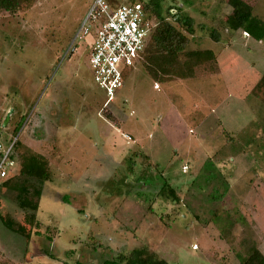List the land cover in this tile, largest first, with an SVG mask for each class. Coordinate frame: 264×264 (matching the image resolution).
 <instances>
[{"label":"rangeland","instance_id":"1","mask_svg":"<svg viewBox=\"0 0 264 264\" xmlns=\"http://www.w3.org/2000/svg\"><path fill=\"white\" fill-rule=\"evenodd\" d=\"M158 1L167 19L193 18L188 48L213 50L218 69L155 81L135 63L111 102L92 37H76L93 0L0 12V141L18 136L53 171L28 242L0 217V264H101L140 246L171 264H241L245 240L264 253V103L252 93L264 37L228 28L226 0ZM247 1L264 22V0ZM0 212L25 224L6 187Z\"/></svg>","mask_w":264,"mask_h":264},{"label":"trees","instance_id":"2","mask_svg":"<svg viewBox=\"0 0 264 264\" xmlns=\"http://www.w3.org/2000/svg\"><path fill=\"white\" fill-rule=\"evenodd\" d=\"M34 1L0 0V12L15 13L30 6ZM132 2L141 3L145 11L157 21V25L152 28L146 48L137 61L144 65L155 81L195 78L199 74L217 71L218 61L213 50L188 48L190 43L188 33H194V21L191 16L182 14L178 17L177 15V20L174 22L163 17L157 11L158 0H132ZM226 3L231 7V12L225 20V25L228 28H241L258 39L264 37V22L252 12L253 8L247 0H226ZM173 9L170 7L169 12H172ZM200 27L202 26L200 25ZM208 33L216 41L221 39L219 31L216 29H211ZM133 67L124 73V81ZM252 93L264 103V75L255 84ZM12 159L18 164V170L12 171L6 178L0 179V187H6L15 193L17 206L25 213V224L7 215L8 213L3 215L0 212V217L9 230L21 235L28 242L31 238L32 228L40 226L37 216L39 201L43 187L46 182L51 180L53 171L44 155L32 150L31 147L19 140L16 142ZM168 216L169 214L166 213L163 220L169 228L174 219ZM242 246L245 254L244 256L239 254L241 264H264V253L254 243L245 240ZM76 264L82 263L77 262ZM101 264L171 263L146 246H140L127 253H120L113 259L104 260Z\"/></svg>","mask_w":264,"mask_h":264},{"label":"built area","instance_id":"3","mask_svg":"<svg viewBox=\"0 0 264 264\" xmlns=\"http://www.w3.org/2000/svg\"><path fill=\"white\" fill-rule=\"evenodd\" d=\"M156 25V19L139 2L112 7L108 0H93L76 37H92L93 80L108 101H113L123 86L124 73L137 63ZM17 141L18 136L0 141V179L6 178L16 164L12 155Z\"/></svg>","mask_w":264,"mask_h":264},{"label":"water","instance_id":"4","mask_svg":"<svg viewBox=\"0 0 264 264\" xmlns=\"http://www.w3.org/2000/svg\"><path fill=\"white\" fill-rule=\"evenodd\" d=\"M13 110L9 111V113L7 114L5 120H4V123H3V127H6L8 122L10 121V116H11V113H12Z\"/></svg>","mask_w":264,"mask_h":264}]
</instances>
